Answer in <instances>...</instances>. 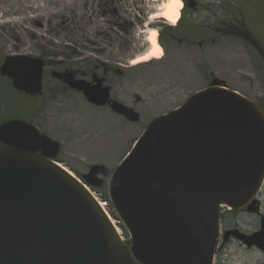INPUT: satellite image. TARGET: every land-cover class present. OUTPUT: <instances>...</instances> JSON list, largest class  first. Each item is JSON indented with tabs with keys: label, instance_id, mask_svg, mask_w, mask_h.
I'll return each mask as SVG.
<instances>
[{
	"label": "water",
	"instance_id": "95a60500",
	"mask_svg": "<svg viewBox=\"0 0 264 264\" xmlns=\"http://www.w3.org/2000/svg\"><path fill=\"white\" fill-rule=\"evenodd\" d=\"M46 60L5 59L14 86L42 94ZM16 71L9 72V67ZM64 81L88 102L130 121L138 111L111 100L104 79ZM196 91L149 123L114 171L94 164L82 180L101 188L130 241L86 186L56 161L61 144L38 126L14 118L0 124V264H212L219 243L221 204L241 209L264 181V110L219 85ZM260 230L231 233L264 251Z\"/></svg>",
	"mask_w": 264,
	"mask_h": 264
},
{
	"label": "rangeland",
	"instance_id": "374dc122",
	"mask_svg": "<svg viewBox=\"0 0 264 264\" xmlns=\"http://www.w3.org/2000/svg\"><path fill=\"white\" fill-rule=\"evenodd\" d=\"M195 1L198 9L184 14L193 27L181 29L190 40L180 42L162 40L161 31L175 26L152 17L162 10L164 0H0V53L22 46L49 61L43 94L35 99L11 88L8 93L9 83L0 81V120L26 119L60 141L57 161L82 178L94 164L115 170L152 119L181 106L215 80L264 103V0ZM223 3L232 11L226 14ZM183 8L184 0L180 18ZM230 13L245 20L251 40L230 34L200 40V35L211 34L204 26L209 29ZM155 28L163 56L130 65L150 48L147 33ZM172 33L180 36L179 31ZM54 73H73L89 81L93 75L102 77L113 90L112 99L138 111L140 119L132 122L110 106L88 102ZM96 191L101 202L109 199L106 185ZM259 195L264 211V184ZM104 206L111 210L108 203ZM238 218L250 232L259 221L246 212ZM112 220L129 238L124 224ZM213 264H264V251L231 239L224 246L220 243Z\"/></svg>",
	"mask_w": 264,
	"mask_h": 264
},
{
	"label": "flooded vegetation",
	"instance_id": "af4514ba",
	"mask_svg": "<svg viewBox=\"0 0 264 264\" xmlns=\"http://www.w3.org/2000/svg\"><path fill=\"white\" fill-rule=\"evenodd\" d=\"M225 4V3H223ZM199 4L195 1V0H185V5H184V12L180 18V22L179 24L172 28V27H167L162 30L160 37L162 40H164L165 38L170 39L172 41H180V42H189L190 40V36L185 35L184 33H182L181 29L184 27H193V25L191 24V21H188V19L185 18V15L187 11H192L194 12L196 9H198ZM223 7H226V14L228 13L229 10L232 11V7H229L225 4V6L223 5ZM195 14V13H194ZM167 22V21H166ZM166 22H164L166 24ZM244 22V23H243ZM168 23V22H167ZM212 26L208 28H206L207 26H204L203 28H205V30L207 29V31H210L211 34L210 36L207 35H200L199 38L201 37L200 40H204V41H208V40H214L216 37H218L220 34H224V35H232V36H236L240 39H243V41L245 42V40H251L250 39V34H249V29L246 27L245 25V20L243 18H240L238 16H233L230 13V18H228L227 16H224L223 19L219 20L218 22L213 21L212 22ZM169 31L171 34H169V36L167 35L166 32ZM172 31H179L178 34H180V36H176L175 33H172ZM182 35V36H181ZM11 51H7L4 50L0 53V81L2 79L6 80L7 83H9V89H7V92H10V88L12 90H15L17 93L22 94V95H26L30 98H34L40 96V94H35V95H31L30 93H26V92H22L20 90H18L13 83V79L7 75H4L1 72V66L5 63V59L7 57H11V56H19L22 54L25 55H30L32 57H41L39 56L37 53H29L26 51L22 50V46L19 48L16 47H12ZM9 72L16 71V67L12 66L9 67ZM55 74V73H54ZM56 75V74H55ZM60 78L64 81L65 76L60 75ZM61 81V80H60ZM106 83V82H105ZM107 84V83H106ZM20 118V117H18ZM14 119V118H11ZM6 120H10V119H3L0 120V124H2L4 121ZM28 121V120H27ZM241 212H246L248 215L252 216L254 215L255 217H257L258 221V225L256 227H254L255 229H253L252 232L250 231H244L242 229V227L239 224V215L241 214ZM263 215H264V211L262 210V207L260 206V198L258 197L257 200L253 201L251 204L247 205L246 207H243L241 209H232V208H228V207H224L221 209V213H220V228L222 230V235L220 238V243L223 244V246L230 242L231 239H235L238 240L237 238H235L234 234L231 233V235L228 238H225V233L230 231V230H235V229H239L241 232H245L247 234H253L256 231H259L261 228V221L263 219ZM241 244L243 242H241L240 240H238ZM219 243V245H220ZM244 244V243H243ZM219 245L217 247L216 252H218L219 250ZM253 247H256L258 250H260L256 245H253ZM253 247H247L249 249L253 248Z\"/></svg>",
	"mask_w": 264,
	"mask_h": 264
},
{
	"label": "bare ground",
	"instance_id": "6f19581e",
	"mask_svg": "<svg viewBox=\"0 0 264 264\" xmlns=\"http://www.w3.org/2000/svg\"><path fill=\"white\" fill-rule=\"evenodd\" d=\"M183 7V0H164L162 10L154 12L152 17H159L166 20L170 25L176 26ZM157 29H150L147 33L146 40L150 44V48L145 53L131 60L130 65H138L152 60L159 59L163 56V49L158 43Z\"/></svg>",
	"mask_w": 264,
	"mask_h": 264
},
{
	"label": "trees",
	"instance_id": "16d2710c",
	"mask_svg": "<svg viewBox=\"0 0 264 264\" xmlns=\"http://www.w3.org/2000/svg\"><path fill=\"white\" fill-rule=\"evenodd\" d=\"M260 104L263 105V107H264V103H260ZM104 200L108 201V204H109L108 206L109 207L111 206V210H109V212L111 213L112 217H114L115 219H117L119 221V218L117 217L116 212H114V208H113L111 202L109 201V199L108 198H104ZM120 224H122V223H120ZM120 226H123V225H120Z\"/></svg>",
	"mask_w": 264,
	"mask_h": 264
}]
</instances>
